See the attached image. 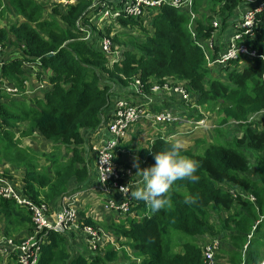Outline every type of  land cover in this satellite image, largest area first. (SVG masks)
<instances>
[{
  "label": "trees",
  "instance_id": "trees-1",
  "mask_svg": "<svg viewBox=\"0 0 264 264\" xmlns=\"http://www.w3.org/2000/svg\"><path fill=\"white\" fill-rule=\"evenodd\" d=\"M131 2L134 0H77L67 7L51 5L47 12L49 0H0V14L6 16L8 7L13 6L20 15L18 20L0 27L1 84H11L23 92L26 82L25 77H20L25 61L50 71L46 75L51 86L47 89L45 85L40 94L28 97L22 93L23 98L16 99L5 90L0 93V170L22 171L21 185L13 184L16 191L37 204H49L85 188L97 165L94 144L89 146L90 134L113 120L111 110L116 101L127 99L134 103L140 97L135 93L137 79L144 85L145 95L154 96L155 104H162L155 109L192 116L191 104L178 94L151 90L154 83L162 87L184 86L198 108L218 115L220 126L238 121L242 133L234 140L236 147L211 144L203 154H198L192 146L184 147L170 138L177 135L182 125L170 123L165 137L159 135L152 145L139 149L142 170L154 165L156 153L177 144L182 156L198 162L199 179L192 183L176 181L167 193V206L158 213H152L144 201L134 199L131 211L142 218L124 215L119 224L111 225L116 240L119 237L118 245L128 248L118 250L108 245L96 252L88 249L87 255H77L59 234L50 231L42 244L38 264H204L203 247L213 238L227 242L223 249L230 247L225 264H261L264 158L257 159L252 167L246 151H264V128L248 123L255 114H264V13L257 17L255 36L243 40L263 58L241 56L228 65L212 68L197 44L212 38L216 30L220 36L224 34L223 40L233 36L234 20L238 11L248 6L247 1L194 0L192 8L199 17L190 30L197 28L195 39L188 31L190 18L184 10L165 5L146 9L143 6L140 15L122 19V14L116 21L123 27L137 29L142 38L122 40L115 35L112 39L121 50L117 59L102 51L99 38L103 32L90 40L83 39L84 30L95 19L96 5L122 9ZM203 5L206 11L218 15V29L212 25L214 16H201L199 9ZM118 22L112 26L119 25ZM91 30L96 33L95 27ZM105 32L112 37L114 29L106 25ZM220 36L210 52L213 60L226 47ZM122 46L125 48L121 49ZM32 134L53 144L54 152L48 157L50 165L39 166L38 152L26 146L24 139ZM203 143L204 140H197L193 146ZM60 149H64L63 156L70 152L65 163L58 159ZM115 161L123 168L129 166L122 159ZM252 168L258 179L250 178ZM5 177L14 183V176ZM112 197L105 195V199ZM146 212L149 215L145 216ZM82 217L79 222L83 225L98 227L99 223L92 218ZM35 232L34 219L26 208L0 198V237L19 243ZM5 261L0 255V264ZM9 261L7 264H18L15 257Z\"/></svg>",
  "mask_w": 264,
  "mask_h": 264
},
{
  "label": "built area",
  "instance_id": "built-area-1",
  "mask_svg": "<svg viewBox=\"0 0 264 264\" xmlns=\"http://www.w3.org/2000/svg\"><path fill=\"white\" fill-rule=\"evenodd\" d=\"M51 5H60L62 7H67L73 5L77 0H49ZM247 1L254 6L248 9L242 16L241 20L236 24L237 29L244 30V33L238 32L231 39L227 45L226 53L221 55L220 59L217 60L219 63H226L230 60L237 59L240 55L248 56L250 58L259 57L258 53L251 50L248 46L244 44H239L238 41L242 39L243 34L249 35L253 34V27L255 25L256 15L264 12V0H240ZM194 0H134V2L124 5L122 9H116L112 6L98 5L95 10H105L104 18L115 19L121 15L122 12L129 16L141 12L143 6L145 7H161L172 6L177 9L183 8L188 11L191 17V23L194 22L196 15L192 11ZM256 4V5H255ZM104 7V8H103ZM217 22L214 23V27H217ZM210 47L213 41L210 40ZM104 52L108 56H112L115 59L118 58L119 54L110 49V43L108 41H102ZM1 51V48H0ZM33 63L24 62V65L31 66ZM2 65L0 58V66ZM1 84V82H0ZM135 90L138 94H144V85L140 79H137L134 83ZM45 88V85L34 86L32 90L29 89L28 81L25 84V89L23 92L18 88L11 87L10 85L1 84L0 92L4 90L12 94L13 96H20L22 93L24 95H33L36 92H41ZM161 87L156 85L154 90L158 91ZM164 90H171L168 85L163 86ZM176 93L182 95L185 100L189 99L188 92L181 88H174ZM31 93V94H29ZM151 102V100H150ZM114 118L112 123L109 125L108 132L109 138L106 139L101 144H94L93 150L97 154V172H98V185L97 191L101 192L103 196L106 194L113 195L105 202V209L108 211H117L120 214H132V201L133 198L130 197L129 191L132 190L134 185L132 181L133 170L129 167L123 168L117 160L119 157V147L123 140H127L129 136V131L132 129L133 125L145 122L151 125V127H156L160 124L165 123H180V124H196L194 129L208 128L206 119L196 122L194 119L181 120L179 117L175 116L169 111L154 112L150 109V104H132L127 100H118L114 108ZM127 187V188H126ZM125 188V189H124ZM85 192H77L75 194L65 195L61 200V211L60 213H51L48 204H36L30 199L22 197L19 192L16 191L15 186L11 181H9L2 171H0V195L1 198L12 200L16 202L21 207L26 208L32 214L34 219V225L37 228V233L31 235L21 242H16L13 239H7L0 237V255L6 259L4 263L9 259L15 257L18 264H38L40 259V252L42 244L46 241V235L48 232L52 231L54 233L62 234L75 229L79 226V216L77 211V202ZM119 196L120 199H117ZM254 198V197H253ZM98 217V214L95 215ZM86 237L87 243L91 249L96 250L102 238L100 236V231L94 229L91 226L84 225L82 227ZM221 249L220 239L215 238L210 240L203 247L204 264H217V255Z\"/></svg>",
  "mask_w": 264,
  "mask_h": 264
},
{
  "label": "clouds",
  "instance_id": "clouds-1",
  "mask_svg": "<svg viewBox=\"0 0 264 264\" xmlns=\"http://www.w3.org/2000/svg\"><path fill=\"white\" fill-rule=\"evenodd\" d=\"M49 3H50V1H49ZM247 5H248L247 7L241 8L238 11V17L234 20V24H233V28H234V31H235L234 35L231 36L230 38L227 37L228 38L227 40H223L224 39V36L223 37H220L222 41H226V47H225V50L220 53L219 57H217L215 60H213L211 57H209L210 56V52H212L216 48V46H217L218 33H220L219 30L213 31L212 32L213 37L207 39L206 42H200V43L197 44L204 51L205 59L207 61L208 67L212 68V67H215L216 65H228L229 62L235 61V60L239 59V57L243 56V55H240L237 59L230 60V61H228L226 63H219V62H217V60L220 59L221 55H223L224 53H226L227 45L231 41V39L235 36V34L238 33V32L244 33V30L237 29L236 28V24L241 20L242 16L245 14V12L248 9H250V8H252L254 6V4H252L250 2H248ZM168 7L174 8L176 10H184L183 8L177 9V8L172 7L170 5H168ZM184 11H186V10H184ZM192 11L196 15V13L193 10V8H192ZM96 12H98V10H96ZM186 12H187L188 17L190 18V20H189L190 21V24H188V31L191 33L193 39H195L196 38V34H197V28H196L195 31H191L190 29H192L191 26H194L195 25V22L197 20L198 15H196V18H195L194 22L191 23L190 14H189L188 11H186ZM122 14H126V13L122 12ZM260 14H262V13H260ZM260 14H257L256 15L255 25H256L257 17ZM119 17L120 16H118L115 19H110V21H116V20H118ZM216 22H217L218 25H217V27H214V23H216ZM212 23H213L212 25H213V28L214 29H218L219 28V22L216 21V19L213 20ZM255 25L253 27V34H249V35L243 34L242 39L238 41L239 44L246 45L245 43H243L244 38L247 37V36H250V37H254L255 36V34H254ZM210 40L213 41L211 47H210V43H211ZM246 46H248V45H246ZM251 50H254V49H251ZM254 51H256V50H254ZM258 55H259V57H256V58H263V56L260 55L259 53H258ZM245 57L247 59H256V58H250L248 56H245ZM112 67H114V66H112ZM159 86L161 87V89L158 90V91H155V93H157V92H159V91H161L163 89V87L161 85H159ZM182 87L187 91V89L184 86H182ZM170 88H171V90H169V91H173L174 93H176L174 91V88H176V87H170ZM166 91H168V90H166ZM135 93H137L136 90H135ZM138 95L140 97H137V98L142 99L143 102H140V101L135 100L134 103H132V104H150V109L152 111H154V112L169 111V110H163V109H161V110L160 109H155V101H154V99L151 98V97H147L145 95V93L143 95H140V94H138ZM25 96L31 97L32 95H25ZM142 96L146 97L147 100H144V98ZM15 98H21V95L20 96H15ZM119 100H127V99H119ZM150 100H151V102H150ZM183 100H185V99H183ZM127 101H129V100H127ZM185 101L192 105V99H191L190 95H189V99L188 100H185ZM116 102H115V104H116ZM115 104H114L113 110H112L113 113H114ZM193 108H197V106L196 105H192L191 106V109H193ZM199 109H198V112H201ZM202 109H204V108H202ZM195 110L196 109H194L193 112H196ZM205 111H207V110H205ZM169 112H171V111H169ZM207 112H209V111H207ZM209 113L211 115H213L211 112H209ZM255 115H258V114H255ZM196 116H197V114H195V116H189L188 119H195ZM112 121L109 124H107V125L103 124V126H102L103 129L106 130L107 133H108V136H107L106 139L109 138L108 128H109V125L112 123ZM163 125H169V124L168 123H165V124H160V125H158L156 127H151L152 130L154 131V134L151 136L150 139H148V142H147V145L146 146L152 145L154 139L156 137H158L159 135H161L162 137H165L166 136V131H164V132L160 131V128ZM208 128H210V125L208 126ZM200 129H205V128H200ZM194 130H198V129H194ZM173 137H175V136H172L170 138H173ZM125 142L126 141L123 140L120 143V147H119V151H118V153H119L118 159H122V154H123L122 145ZM145 143H146V140L140 145L142 147L139 146V149L140 148H143V147H146V146H143V145H145ZM139 149H138V151H139ZM138 155H139V152H138ZM154 161H155L154 165H152V166H150L148 168H145L142 171H138V173H139V175L141 177V181H140L141 186L139 188H136L135 190L129 191L128 193H130V197L131 198L144 201L146 203V205L150 208V211L152 213H158L159 211H161L162 209H164L167 206V204H168L167 193L170 191L171 187L173 186V184L176 181L185 180L187 182L192 183V182H196L199 179V177L196 175V172H197V169H198V162L197 161H194V160H192V159H190V158H188L186 156H182L180 154V148H179V146L177 144H172L169 149H167L165 151H162V152L156 153L154 155ZM134 167H137L138 168V164H134ZM129 168L133 170V177L132 178H135L134 169L131 166ZM97 174H98V172H97ZM97 180H98V176H97ZM132 181H133V179H132ZM133 183H134V181H133ZM97 185H98V182L96 184H94V186H97ZM134 185H133V187H134ZM81 191L85 192L86 190L85 189H82V190H79L78 192H81ZM95 191H97V189H95ZM75 193H77V192H75ZM75 193H69V194H75ZM231 193H232L233 196H235V195L238 196L237 193H234L232 191H231ZM242 196L246 197L245 195H242ZM62 198H61V200H62ZM106 200L107 199H105V202H106ZM251 200L252 201L254 200L253 196H251ZM102 210L103 211H108V210L105 209V205H102ZM77 211H78V209H77ZM112 212L118 213L117 211H112ZM96 214H98V217H95ZM118 214L120 216L118 219L124 218L125 217L124 215H130V216H132L133 218H136V219L142 218V216L138 215V213L134 212L133 210H132V214H120V213H118ZM146 215H149V212H146L145 216ZM78 216H79V219H80L79 211H78ZM100 216H101V213L99 211H97L95 214H93V218H94L95 221H98L99 218H100ZM78 223H79V226H80L78 229H75V230H72V231H69V232H66V233H62V234H59V235L68 234V233H72V232L81 233L83 235V238L85 239V242H86V244L88 246V249L90 251H92V252H96L98 250L104 249V248L108 247V245L111 246V247H113V248H117L118 250L119 249H123L122 247H119L117 245V241L110 234H108V233L104 232L103 230H101V228H99V226L98 227L91 226L94 229L100 231V236L102 238L101 242L98 245V248L96 250L91 249V247L87 243V237H86V235H85V233H84V231L82 229V227L84 226L83 225L84 223H81V222H78ZM119 223H120V221H119ZM87 226H90V225H87ZM213 239H215V238H213ZM220 242H221V240H220ZM220 251H221V249H220Z\"/></svg>",
  "mask_w": 264,
  "mask_h": 264
},
{
  "label": "rangeland",
  "instance_id": "rangeland-1",
  "mask_svg": "<svg viewBox=\"0 0 264 264\" xmlns=\"http://www.w3.org/2000/svg\"><path fill=\"white\" fill-rule=\"evenodd\" d=\"M37 1L39 3H43V0H37ZM46 7H47V12H50V9H51L50 3H48ZM204 7H206V5L201 6V9H199L200 14H202L201 16H209V17L214 16V19H217L216 17H218V15L213 14L210 11H206ZM8 8H9V11L6 14V16H5V14H0V27L3 26L4 24L8 23V21L14 22V21L18 20L20 17L19 13L17 12V9H15L13 6H9ZM146 8L147 7L144 6V9H146ZM104 11L105 10L99 9L98 12L95 14V19L90 22L91 23L90 28H86L84 30L85 35H84L83 39L84 40H90V39H92V36L94 37L95 35H97V33L103 32L102 37L99 38L101 40L102 51H104L102 41H108L110 43V49H115V51L120 56V54H121V50L119 49L120 46L118 44H115L114 40L112 39L115 37V35H119V38H121L122 40H126L130 37H133L134 39H138V38H142V36L137 29L134 30L131 27H123V25L120 24L118 21H110V19L104 18ZM140 14H141V12L140 13L137 12L134 15L136 16V15H140ZM120 16H122V13ZM132 16H130V18H132ZM126 18H128V15L125 14V16L122 19H126ZM114 22H118L119 25H115L117 27L112 26V23H114ZM106 25L113 27L114 32L112 34V37L108 36L107 33L105 32V26ZM92 26L95 27L96 33H93V31L91 30ZM218 35L220 36V33H218ZM223 36H224V34H221L220 37H223ZM124 48L125 47H123V46L121 47V49H124ZM12 55L17 56L16 59H19L18 55H15L14 53H12ZM4 63H6V62H4ZM25 67H26V69H25ZM25 67L23 64L22 65L23 75L20 78L25 77L24 78L25 82H27V81H28V83L32 82L34 86L46 85L47 89H49L51 84L48 82V75H46V73L50 72V71H48V69H45L44 67H40L38 64L37 65L32 64L31 66L25 65ZM40 69H42V70H40ZM30 80H32V81H30ZM9 85L11 86V84H9ZM154 87H156L155 83L153 84L151 89L154 90ZM169 87H171V86L169 85ZM177 87L183 88L182 86H177ZM166 93H168V92H166ZM29 94H31V93H29ZM176 94H178L182 98L181 94H179V93H176ZM158 95L161 96L163 94H158ZM22 98L23 97L16 98V99H22ZM152 98H154V96ZM192 105H195V104L192 102ZM192 105H190V106H192ZM194 109H196L195 110L196 112H193L192 116H195V114H197V116L194 120L196 122H199L203 119H206L208 121L207 125L208 126L210 125V128L194 130L193 128H195L196 124L188 125V124L182 123V125L179 126L177 135L175 137H173V139L178 142L177 144H183L184 147H191L192 146L193 151L194 152L197 151L196 153H198V154H203L204 151L206 150V148H208L211 144L212 145L213 144H221L224 146L236 147L234 144V140L236 137L241 135L240 133H242V131H239L238 125L230 122V123H228V125L222 127L219 125V122H218L219 118H218V115H216L215 113H212L213 115H211L209 112L205 111L202 108L199 109L197 107ZM198 109L201 112H198ZM176 116L179 117L183 121L188 119V117H185L182 115H176ZM220 119H221V114H220ZM248 123H253V125H255V127L257 126L258 128L263 129L264 128V114H258V115L251 117ZM212 124H214V125L212 126ZM145 126H146L145 122L137 123V124L133 125V131L137 130V129L145 128ZM24 127L25 126H23L22 128H24ZM167 127H168V125L161 126L160 131H162V132L166 131ZM215 130H217V131L215 132ZM19 135H21V133ZM32 135H29V137H31L32 139L39 137L37 134H35L33 136ZM197 140H204V143L201 144L199 147H195V146H193V144ZM44 141H45V143L43 145L44 147H52L53 146V144H51L50 142L48 143V141H46V140H44ZM140 147H142V146H140ZM69 153L70 152H66V155H69ZM246 154L248 156L249 161L251 162L252 167H253V165L256 164L257 159H259L260 157L264 158V151L259 152V153H255L252 151H246ZM66 155L62 157V160L65 162H67L68 159L70 158V157L65 158ZM40 156H42V153H40ZM37 158L38 157H36L35 160H37ZM38 164H39V166L42 165L40 162H38ZM45 165H46V162H44V166ZM48 165H50V164H48ZM5 168L8 169L7 166ZM2 169L3 170H0V171H2L4 175L8 176V174H9L10 176H14V181H13L14 185H21V181H22L21 180L22 177L20 176L21 173H19L17 171L12 172L11 171L12 168H10V171H8L9 169L8 170H4V168H2ZM250 178H252L254 180L258 179L255 168L251 169ZM243 195H250V194H243ZM1 197L2 196L0 195V198ZM40 204H48V203L42 202V203H39L38 205H40ZM118 220L121 222L123 220V218H120ZM112 234L113 235H111V236L116 240V234H114V233H112ZM226 243H227L226 241H224V244H223V242L221 243L222 250L219 251V253H218L217 264H221V263L225 264L227 262L226 253L230 249V247L223 249L224 247H226ZM262 263H264V260L262 261Z\"/></svg>",
  "mask_w": 264,
  "mask_h": 264
},
{
  "label": "crops",
  "instance_id": "crops-1",
  "mask_svg": "<svg viewBox=\"0 0 264 264\" xmlns=\"http://www.w3.org/2000/svg\"><path fill=\"white\" fill-rule=\"evenodd\" d=\"M33 87H34L33 83L30 82L29 83V89L32 90ZM36 93H34V94H36ZM38 94H40V92H38ZM136 100L143 102L142 99H140V98H137ZM155 106H158L159 108H161L162 104H155ZM112 110H113V107H112ZM112 110H111V112H112ZM193 110H194V108L191 109V111H193ZM232 123L237 125L238 121L237 122L232 121ZM91 133L92 134H90L89 146H91L92 144L103 143L108 136L107 131L104 130L103 127L99 128L97 131H92ZM18 134H19V132H18ZM153 134H154V131L152 130V128L149 124H146L145 128L137 129L134 131L132 128L129 131L128 139L122 145V151H123L122 161L126 165H129L134 169L135 178H132V179H133L135 185H134L133 190H135L136 188H139L141 186V183H140L141 177H140L138 171H142L143 163L140 160V156L138 155L139 146L145 140H146V143L143 146H146L148 139H150ZM30 138H25V139L21 138V139H24V141L27 143V145H26L27 147L29 146L32 149H34L36 152H38L37 156H40V153H42V156L39 157V162L41 164L44 165V162H46V164H50L51 162L48 159V157L50 158L52 156V152H54V146L44 147L43 145H44L45 141L43 139H41L40 137H37L35 139H32V138L30 139ZM63 150L64 149H60V154L58 155V159L65 163V161L62 160L63 152H64ZM64 156H65V153H64ZM65 158H67V156ZM134 164H138V168L134 167ZM13 170H14V172L16 171V169H13ZM17 172L21 173L20 176L22 177V171L17 170ZM92 173L93 174H92V177H91L89 184L85 188H83L86 191L82 195V197H80V200H78L76 207L79 211L80 217H82V214H84V217H82L84 219L85 218L86 219L92 218L94 220L93 214H95L97 211H99L101 213V216H100L99 220L95 221V222L99 223L98 226H99V228H101V230L112 235L113 230L111 228V225L114 224L115 222L119 224L118 218L120 216L116 212L103 211L102 210V205H105V197L103 196V194L100 191L99 192L95 191V189H97V187L94 186V184H96L98 182V180H97L98 174H97V165L96 164L92 170ZM48 206H49V210L51 213H54V212L60 213L61 207H62L61 199H60V202L49 203ZM60 237L64 239V243H66V245L71 250V252H74L77 255H80V254L87 255L88 254V252H89L88 246H87L85 239L83 238V235L81 233L72 232V233L60 235ZM116 241H117V245H118L119 244L118 243L119 237ZM121 242L126 243V242H124V240H122ZM119 247H121V246H119ZM122 248L126 249L128 247H127V245H124ZM9 260H11V259H9ZM9 260H7V262H10ZM7 262L4 264H7ZM11 264H14V263H11Z\"/></svg>",
  "mask_w": 264,
  "mask_h": 264
},
{
  "label": "water",
  "instance_id": "water-1",
  "mask_svg": "<svg viewBox=\"0 0 264 264\" xmlns=\"http://www.w3.org/2000/svg\"><path fill=\"white\" fill-rule=\"evenodd\" d=\"M53 54H50V56H52Z\"/></svg>",
  "mask_w": 264,
  "mask_h": 264
},
{
  "label": "bare ground",
  "instance_id": "bare-ground-1",
  "mask_svg": "<svg viewBox=\"0 0 264 264\" xmlns=\"http://www.w3.org/2000/svg\"><path fill=\"white\" fill-rule=\"evenodd\" d=\"M262 264H264V263H262Z\"/></svg>",
  "mask_w": 264,
  "mask_h": 264
}]
</instances>
